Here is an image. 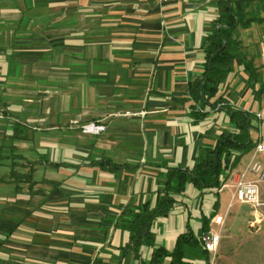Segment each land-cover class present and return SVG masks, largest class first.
<instances>
[{"label": "crops", "instance_id": "crops-1", "mask_svg": "<svg viewBox=\"0 0 264 264\" xmlns=\"http://www.w3.org/2000/svg\"><path fill=\"white\" fill-rule=\"evenodd\" d=\"M217 1L0 0V154L39 162L32 189L0 181V264H149L153 246L124 254L129 231L103 222L154 199L164 163L193 166L231 128L220 108L194 121L185 99L188 81L203 71L201 45L218 16ZM260 25L238 29L243 44L264 48L260 38H247ZM249 91L259 103L247 109L255 116L264 92L254 97L238 59L219 95L246 109ZM86 124L104 129L84 132ZM15 128L19 138L11 139ZM100 160L123 167L110 170ZM3 163L0 176L10 170L9 159ZM198 194L188 187L169 215L155 220V246L171 251L179 234L201 232L215 197ZM236 202L218 253L264 256V219L252 228L253 208ZM219 206L216 213L225 214L228 207L221 213ZM195 248H186L188 262L203 264Z\"/></svg>", "mask_w": 264, "mask_h": 264}, {"label": "trees", "instance_id": "trees-1", "mask_svg": "<svg viewBox=\"0 0 264 264\" xmlns=\"http://www.w3.org/2000/svg\"><path fill=\"white\" fill-rule=\"evenodd\" d=\"M217 7L218 16L201 45L205 58L201 77L188 81L185 99L190 102V113L194 121H201L210 110L220 108L226 113L231 128L221 130L216 143L205 146L193 166L164 163L162 167L165 168V182L163 188L154 191V199H148L138 207L125 206L115 223L111 220L103 222L107 229L114 225L129 231V241L122 247L124 254L130 251L137 253L144 245L153 246L149 264H162L166 257L170 258V264H189L186 258L187 247H199L205 254L204 264H210L208 252L201 246L200 235L209 229L211 218L217 211L220 188L229 180L241 158L256 144L251 135L253 112L231 104L219 95V91L232 72L234 64L240 59L248 74V83L254 97L259 99L264 92L263 85L259 89L256 88L260 81L258 67L253 58L242 51L243 42L236 36L239 26L246 29L254 23L264 22L261 14L264 0H218ZM18 132L15 128L11 139L19 138ZM11 148L15 149L14 146ZM4 159H9L10 170L8 175L0 176V181L15 183L17 188L21 184H27L30 189L38 183L35 172L39 162L26 160L23 155L17 153L9 156L0 154V168L4 166ZM98 163L109 165L110 170L123 167L110 160H100ZM42 182L49 183L54 188L59 186V182L45 178ZM190 186L196 189L201 197L207 193L215 197L213 213L202 216L199 236L189 229L178 235L171 251L163 246H155V220L168 216L178 202V197L184 196Z\"/></svg>", "mask_w": 264, "mask_h": 264}, {"label": "built area", "instance_id": "built-area-1", "mask_svg": "<svg viewBox=\"0 0 264 264\" xmlns=\"http://www.w3.org/2000/svg\"><path fill=\"white\" fill-rule=\"evenodd\" d=\"M170 2L174 0H162ZM255 116L260 119V112L255 113ZM103 126L86 124L83 126L84 132H100ZM253 149L250 151V157L246 164L241 169H235L229 180L222 185L219 191L224 188L232 190V196L225 214H214L211 218L209 229L203 231L200 235V243L203 250L208 252L209 259L215 260L218 254L219 245L224 235L226 216L233 202L239 201L251 205L253 208V219L250 220L252 228H258L263 222L264 214L261 210L264 207V201L261 197V184L264 183V141L260 138ZM260 209V210H259Z\"/></svg>", "mask_w": 264, "mask_h": 264}, {"label": "rangeland", "instance_id": "rangeland-1", "mask_svg": "<svg viewBox=\"0 0 264 264\" xmlns=\"http://www.w3.org/2000/svg\"><path fill=\"white\" fill-rule=\"evenodd\" d=\"M239 28L243 29L240 26L238 27V29ZM243 33L247 34V32H244V31H243ZM236 36L240 37V35L238 34V30H236ZM243 37L245 38L246 36H243ZM247 38H248V40H258L260 38V41L261 40L264 41V25H260V27L253 29L250 33H248ZM242 51L248 57H252L253 59H255L257 57V59H258L257 62L260 63V69H261L260 81H261V83L264 84V48H258V46L256 47V46H254V44L250 43V45L243 44ZM259 52H260V54H259ZM244 101L246 103H248L246 106V109H251V107H252L251 103H255V104L259 105V103H256L257 101L256 102L253 101V96L251 94V91H249V93L245 97ZM260 113H261L262 117L260 118L259 124L255 123L256 117L254 115L252 116L251 132L254 133L253 137H254L255 141L258 138L257 136L259 133V130H258L259 126H260V134L262 135V136H260V138L264 141V97H263V100L262 99L260 100ZM256 127H257L258 132L255 131ZM235 169L233 170V172L235 171ZM231 191L232 190L229 188H224L221 191V194H220V196H221L220 200L221 201H220V206H219L220 208L218 209L219 212L224 213L226 208L228 207L231 199H229L227 202L226 198L229 195L231 198V194H230V193H232ZM261 194H262V200L264 201V183L261 184ZM233 205H234L233 210L235 211L236 208L239 206V204L237 205V202L236 203L233 202ZM237 223H238L237 224L238 227L241 228L242 226L240 225V223L238 221H237ZM245 228L248 229V225L246 223H245ZM198 231H199V229L194 228V232L196 234L199 233ZM261 232H263V233H260V236H264V228H263V231H261ZM194 251L196 252L197 260L203 259L202 263L204 264L205 254L203 253V251H201V249H199V248H195ZM231 251L233 253L230 252V255L234 254L233 256H229V258H223L222 256H220V253H218L215 260L210 259V264H264V256H260V252H258L256 254H253V253H240L239 254V253L235 252L234 250H231ZM224 261H227L228 263H225Z\"/></svg>", "mask_w": 264, "mask_h": 264}]
</instances>
